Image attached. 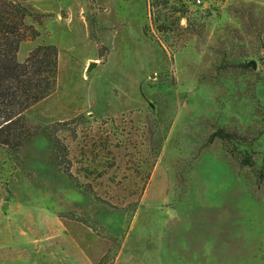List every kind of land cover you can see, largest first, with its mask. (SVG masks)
Wrapping results in <instances>:
<instances>
[{"label": "rangeland", "instance_id": "obj_1", "mask_svg": "<svg viewBox=\"0 0 264 264\" xmlns=\"http://www.w3.org/2000/svg\"><path fill=\"white\" fill-rule=\"evenodd\" d=\"M23 2L56 66L0 145V264H264V0Z\"/></svg>", "mask_w": 264, "mask_h": 264}, {"label": "trees", "instance_id": "obj_2", "mask_svg": "<svg viewBox=\"0 0 264 264\" xmlns=\"http://www.w3.org/2000/svg\"><path fill=\"white\" fill-rule=\"evenodd\" d=\"M30 9L23 0H0V145L16 151L34 132L25 109L50 91L54 81L56 49L38 43L18 59L19 43L36 31L25 17Z\"/></svg>", "mask_w": 264, "mask_h": 264}, {"label": "built area", "instance_id": "obj_3", "mask_svg": "<svg viewBox=\"0 0 264 264\" xmlns=\"http://www.w3.org/2000/svg\"><path fill=\"white\" fill-rule=\"evenodd\" d=\"M187 3L200 6H208L213 0H183Z\"/></svg>", "mask_w": 264, "mask_h": 264}, {"label": "water", "instance_id": "obj_4", "mask_svg": "<svg viewBox=\"0 0 264 264\" xmlns=\"http://www.w3.org/2000/svg\"><path fill=\"white\" fill-rule=\"evenodd\" d=\"M92 64H93V62H89V63L87 64V67L89 68ZM249 64L252 65L251 62H250Z\"/></svg>", "mask_w": 264, "mask_h": 264}]
</instances>
